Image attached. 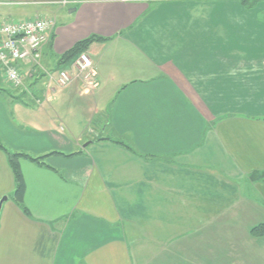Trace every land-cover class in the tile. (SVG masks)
I'll return each mask as SVG.
<instances>
[{
    "label": "crops",
    "instance_id": "0c3cea01",
    "mask_svg": "<svg viewBox=\"0 0 264 264\" xmlns=\"http://www.w3.org/2000/svg\"><path fill=\"white\" fill-rule=\"evenodd\" d=\"M230 1L0 0V24L55 21L26 92L0 70L2 144L50 155L20 161L27 215L0 151V264H264V50L224 25L258 0ZM91 38L93 87L59 88Z\"/></svg>",
    "mask_w": 264,
    "mask_h": 264
},
{
    "label": "built area",
    "instance_id": "2783aa9c",
    "mask_svg": "<svg viewBox=\"0 0 264 264\" xmlns=\"http://www.w3.org/2000/svg\"><path fill=\"white\" fill-rule=\"evenodd\" d=\"M54 27L53 19H26L0 24V70L14 88L22 86L27 77L20 70L21 63L30 62L41 68V51L52 39ZM95 76L91 59L82 53L69 69L59 73L56 83L65 88L81 79L88 87H93Z\"/></svg>",
    "mask_w": 264,
    "mask_h": 264
},
{
    "label": "rangeland",
    "instance_id": "374dc122",
    "mask_svg": "<svg viewBox=\"0 0 264 264\" xmlns=\"http://www.w3.org/2000/svg\"><path fill=\"white\" fill-rule=\"evenodd\" d=\"M232 2L234 1L228 0L227 3H232ZM236 3H240V1H237ZM244 3L250 4L249 1L244 2ZM254 3L255 2H253L252 5ZM256 7L257 9L256 10L254 9L255 11H252V12L245 11L244 8L242 7L243 13H241V11H238V10L229 13L228 15L233 16L232 18L233 23H231L232 24L231 27H229L226 20L224 21L225 28L229 30V32H231L230 33L231 36L236 35L239 39H246V41L253 40L254 43L252 44H254L253 45L254 55L259 54L264 50V1L258 0L256 2ZM259 45L260 46L263 45L260 50L258 49ZM244 50L249 51L250 49L245 48ZM57 73L58 72L55 71V72H52L51 74H53V76L57 78L58 77ZM41 76L43 75L41 74V75L36 76L33 74L31 77H27L26 79L27 82L24 81L23 85L20 86L19 88H14L12 85L6 82V85H4V89H5L4 91L7 93L3 92L4 97L2 99H6L5 95H8V93L12 95L11 91H13V93H20L22 91L26 92V90L28 89L27 85L31 81L35 80L36 78H40ZM44 83L48 84L45 81V79H43L41 82L38 83V86L40 87L41 84H44ZM11 108H12L13 113L17 117H19L21 120L24 119L25 122H22L21 120H18V119L16 120H18V122L20 121L21 123L27 124V121H29V118H30L28 107L25 104H22V103L20 104V103L15 102L14 104H12Z\"/></svg>",
    "mask_w": 264,
    "mask_h": 264
},
{
    "label": "trees",
    "instance_id": "16d2710c",
    "mask_svg": "<svg viewBox=\"0 0 264 264\" xmlns=\"http://www.w3.org/2000/svg\"><path fill=\"white\" fill-rule=\"evenodd\" d=\"M100 41V39L97 38H91L82 42H79L76 44L69 52L64 54L62 57H60L62 62L70 61L74 58H78L80 54H82L92 42ZM73 63V62H72ZM71 63V64H72ZM120 144V143H119ZM0 151L4 152L7 155L8 158V164L14 174L15 183H16V189L13 195V199L16 202V204L22 209L24 213L29 215L28 210L24 207V198L26 193V187L24 182V177L21 170L20 161L21 160H29L36 164H44V160L48 158V156H43L40 158H33L27 154L22 153H10L2 144L0 140ZM52 154H59V153H52ZM252 181H260L264 183V173L255 175L251 177ZM256 232H260V234H264V225L254 229ZM259 230V231H258Z\"/></svg>",
    "mask_w": 264,
    "mask_h": 264
},
{
    "label": "water",
    "instance_id": "95a60500",
    "mask_svg": "<svg viewBox=\"0 0 264 264\" xmlns=\"http://www.w3.org/2000/svg\"><path fill=\"white\" fill-rule=\"evenodd\" d=\"M75 10H73L74 12ZM8 200V197H3L0 201V213H1V210H2V206L3 204Z\"/></svg>",
    "mask_w": 264,
    "mask_h": 264
}]
</instances>
